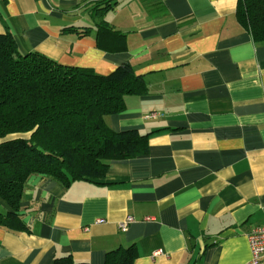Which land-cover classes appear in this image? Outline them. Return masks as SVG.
Returning <instances> with one entry per match:
<instances>
[{"label": "crops", "instance_id": "crops-1", "mask_svg": "<svg viewBox=\"0 0 264 264\" xmlns=\"http://www.w3.org/2000/svg\"><path fill=\"white\" fill-rule=\"evenodd\" d=\"M103 1L0 0V33L22 52L102 75L129 63L148 92L126 95L105 121L149 132L148 151L67 188L31 176L21 203L29 229L0 225V264L65 254L103 264L130 244L133 264L246 262L248 233L264 226V44L238 21V0H109L100 15ZM101 20L122 34L111 48L106 33L97 44Z\"/></svg>", "mask_w": 264, "mask_h": 264}, {"label": "trees", "instance_id": "trees-1", "mask_svg": "<svg viewBox=\"0 0 264 264\" xmlns=\"http://www.w3.org/2000/svg\"><path fill=\"white\" fill-rule=\"evenodd\" d=\"M103 1V0H101ZM102 15L112 6L103 1ZM238 21L254 41L264 44V0H238ZM100 34L121 37L105 21ZM86 34L90 28H67ZM142 75L129 63L102 75L93 69L63 65L38 51L22 52L10 31L0 33V225L28 230L21 203L31 176L58 182L67 188L79 179L105 177L109 161L135 157L148 151V133L137 129L115 131L105 117L125 108L126 95H144ZM135 244L107 251L103 264H133ZM52 264H90L71 254L56 256Z\"/></svg>", "mask_w": 264, "mask_h": 264}, {"label": "built area", "instance_id": "built-area-1", "mask_svg": "<svg viewBox=\"0 0 264 264\" xmlns=\"http://www.w3.org/2000/svg\"><path fill=\"white\" fill-rule=\"evenodd\" d=\"M98 221H102L99 219ZM133 221L131 216L118 222V227L121 231H125L128 224ZM248 242L250 247V258L242 264H264V226H255L248 233ZM159 249L155 254L161 253Z\"/></svg>", "mask_w": 264, "mask_h": 264}]
</instances>
